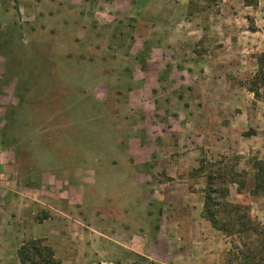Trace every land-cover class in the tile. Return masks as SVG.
Masks as SVG:
<instances>
[{
    "label": "rangeland",
    "instance_id": "rangeland-1",
    "mask_svg": "<svg viewBox=\"0 0 264 264\" xmlns=\"http://www.w3.org/2000/svg\"><path fill=\"white\" fill-rule=\"evenodd\" d=\"M190 1L0 0V143L5 156L12 158L14 153L22 172H27L33 156L40 163L35 170L42 167L49 176H58L71 191L80 182L82 191L102 199L112 197V181L98 172L96 177L89 166L71 178L74 161L83 167L82 161L91 157H97L98 164L106 157L118 159L129 141V148L147 160L144 170L152 175L157 147L168 152L170 145L175 156L192 159L189 150L202 146L200 120L207 117L206 129L220 140L210 137L206 147L217 153L203 150L197 157L187 174V192L204 200L206 177L222 172L221 188L229 191L224 201L264 224V197L252 193L253 163L264 159V89L252 84L257 57L264 53L258 51L260 46L264 49V0L199 2L195 9ZM178 49L187 50L179 61ZM220 49L221 59L233 63L228 70L233 93L195 96V82L185 79L183 71H196L202 57L213 59L212 52ZM160 61L166 67L159 72L157 87L154 70ZM188 62L195 69L186 67ZM172 72L177 80L169 79ZM203 86L207 90L208 85ZM255 87L257 98L250 93ZM203 107L208 111L202 115ZM199 162L202 167L197 170ZM66 168L69 177L62 172ZM49 182L56 186L52 179ZM131 209L125 219L135 218L126 229L144 241L141 216ZM146 212L158 216L159 208ZM100 213H108L104 205ZM155 219L151 231L157 226ZM86 223L78 232L72 230L75 242L89 235ZM104 224L102 219L98 226L103 234ZM94 236L96 250L104 253L105 238ZM37 240H24L17 251ZM222 240L223 251L203 264H226L230 240ZM43 246L55 256L45 241ZM43 256L33 255V264H50ZM90 257L89 264H104Z\"/></svg>",
    "mask_w": 264,
    "mask_h": 264
},
{
    "label": "crops",
    "instance_id": "crops-1",
    "mask_svg": "<svg viewBox=\"0 0 264 264\" xmlns=\"http://www.w3.org/2000/svg\"><path fill=\"white\" fill-rule=\"evenodd\" d=\"M259 33H253V36ZM259 50L264 52L261 46ZM223 52V49L212 52L213 59L209 55L202 57L197 64L199 69H195L191 62L183 63L197 71L191 72L188 68L183 71L185 79L195 82V96L204 98L209 94L219 98L233 93L228 77V70L233 63L221 59ZM185 53L187 50L178 49L176 60L184 58ZM169 60L173 64V59ZM169 63L166 62V65ZM165 67L160 61L154 70L157 87L159 72ZM172 68L177 70L178 66ZM172 75L173 72L169 79L177 80ZM145 82L149 84L148 80ZM203 84L208 85L207 90H203ZM141 90L146 91V88ZM207 111L203 107L201 114ZM213 111L218 113L220 110ZM209 122L207 117L201 118L200 128L204 129V140L201 147L189 150L192 157L190 160L172 154L173 148L170 145L168 152L163 147H157L155 164L150 170L153 171L152 175L144 170L147 160L129 148V141L126 142L128 148H125V153L118 159L106 157L98 164L97 157H91L82 161L85 164L83 167L77 166V161H74L71 178L78 172L83 174L89 166L94 169L96 177L104 174L107 181H112L110 186L115 189L111 193L112 197L102 199L97 198L93 192L82 191L80 182L77 184L79 186L72 185L71 191L68 185L64 186L59 181L58 176H49L42 167L35 170L34 165L40 163L35 162L33 156L29 158L27 172H22L16 155L13 153L12 158L5 156L0 143V264H19L17 249L27 239L44 240L54 249V257L60 264H89L87 261L93 260L90 255L94 259L104 260V264H191L193 261L203 264L206 259L216 258L225 247L223 237L203 219V198L199 199V194L193 195L189 190L187 192V174L195 167L197 157L203 150L206 154L217 153L209 152L208 144L205 143L210 137L215 142L218 139L217 135L206 129ZM134 142L140 145L141 141ZM67 169L62 172L69 177L70 171ZM153 178L165 181L155 183ZM178 178L180 180L176 181ZM49 179L56 186H50ZM145 195L147 200L144 199ZM194 197L198 198L195 203ZM131 204L136 206L131 209ZM102 205L108 211L105 216L100 213ZM154 206L159 208L158 216L146 212L152 211ZM130 209L141 216L140 226L144 225L146 230L144 241L140 240L139 235H129L126 229L135 218L130 216L132 220L125 219L126 211ZM155 217L158 218L157 226L151 231L150 224L156 220ZM102 219H105L104 234L98 229ZM85 220L89 235L79 237L75 242L72 230L77 228L78 232L79 225L85 224ZM92 233L105 238L104 253L96 250L98 238ZM87 244L89 248L85 247ZM86 253L89 260L86 259Z\"/></svg>",
    "mask_w": 264,
    "mask_h": 264
},
{
    "label": "trees",
    "instance_id": "trees-1",
    "mask_svg": "<svg viewBox=\"0 0 264 264\" xmlns=\"http://www.w3.org/2000/svg\"><path fill=\"white\" fill-rule=\"evenodd\" d=\"M177 2L179 0H170ZM217 0H191L190 5L197 8L199 2H216ZM258 68L252 84L264 89V53L258 55L256 60ZM254 98L258 96V90L250 89ZM202 163L199 162L200 170ZM253 194L264 197V159L255 160ZM196 170V171H197ZM206 190L202 217L208 221L211 227L230 240V250L226 264H264V224L258 223L247 213H242L240 208L224 201L228 196V190L221 188L225 182L222 172H214L207 177ZM44 241H28L17 251L20 264H33L32 256L47 259L50 264H60L55 261L50 248L43 246ZM40 249V250H39ZM48 264V263H47Z\"/></svg>",
    "mask_w": 264,
    "mask_h": 264
}]
</instances>
